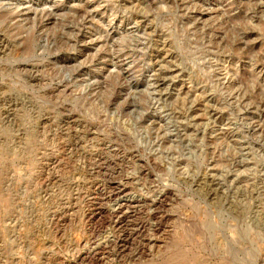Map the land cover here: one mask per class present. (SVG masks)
<instances>
[{
    "label": "rangeland",
    "instance_id": "obj_1",
    "mask_svg": "<svg viewBox=\"0 0 264 264\" xmlns=\"http://www.w3.org/2000/svg\"><path fill=\"white\" fill-rule=\"evenodd\" d=\"M0 264H264V0H0Z\"/></svg>",
    "mask_w": 264,
    "mask_h": 264
},
{
    "label": "bare ground",
    "instance_id": "obj_2",
    "mask_svg": "<svg viewBox=\"0 0 264 264\" xmlns=\"http://www.w3.org/2000/svg\"><path fill=\"white\" fill-rule=\"evenodd\" d=\"M121 192V191H120Z\"/></svg>",
    "mask_w": 264,
    "mask_h": 264
}]
</instances>
